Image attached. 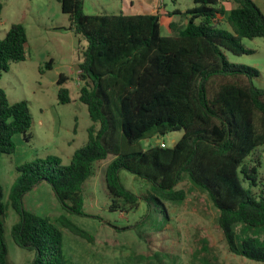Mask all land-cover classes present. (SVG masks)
Masks as SVG:
<instances>
[{
	"label": "trees",
	"instance_id": "16d2710c",
	"mask_svg": "<svg viewBox=\"0 0 264 264\" xmlns=\"http://www.w3.org/2000/svg\"><path fill=\"white\" fill-rule=\"evenodd\" d=\"M56 1L69 18V30L86 42L78 100L93 125L68 164L49 156L16 167L8 203L18 221L11 236L18 247L36 253L30 264L69 263L62 253L61 229L27 211L24 196L46 184L65 213L87 216L83 186L95 165L108 160L104 182L111 211H120V203L126 208L139 204V197L121 184L122 170L147 181L155 196L173 202L184 200V192L174 190L186 177L218 211L217 224L229 252L264 264V238L237 235L239 227L240 233L257 229L264 235V191H251L262 184L258 149L264 146V89L253 83L259 71L233 64L226 55L252 54L245 39L264 41L260 9L252 0H192L194 6L181 14L184 25L170 23V35L164 36L157 14L87 15L82 0ZM26 46L24 27L11 24L0 39V79L10 64L25 61ZM65 80L60 75L58 85ZM57 98L61 104L71 101L64 88L58 89ZM31 124L27 102L10 103L0 87V156L14 153L13 136L30 140ZM173 132L182 136L171 148L158 143L142 149L141 141ZM3 195L0 185V264H8ZM59 221L89 240L65 217Z\"/></svg>",
	"mask_w": 264,
	"mask_h": 264
},
{
	"label": "rangeland",
	"instance_id": "374dc122",
	"mask_svg": "<svg viewBox=\"0 0 264 264\" xmlns=\"http://www.w3.org/2000/svg\"><path fill=\"white\" fill-rule=\"evenodd\" d=\"M82 2L83 12L87 15L150 14L152 8H159L152 5L154 0ZM0 3V39L4 38L11 24H21L27 36L25 61L10 64L9 72L0 79V87L9 102H27L32 117L30 140L26 142L22 135L13 136L14 153L0 156V185L6 206L4 241L8 264H30L36 253L18 247L11 236L18 216L8 203V196L18 177L17 166L49 156L68 164L74 152L85 145L87 129L93 125L87 108L78 100V69L86 42L69 30V18L61 12L56 0H0ZM156 3L163 13L160 24L164 33L168 32L165 23L179 20L176 14L194 6L192 0H156ZM181 24L177 26L181 27ZM223 28L230 31L226 25ZM243 44L253 53L242 56L226 53L228 60L259 71V77L253 83L264 89V41L245 39ZM60 75L66 80L59 86ZM59 88L68 91L69 103L58 101ZM181 136L180 132L169 133L141 141V147L146 150L159 141L171 148ZM258 150L261 153L259 178L262 184L251 188L255 195L264 191V146ZM108 161L96 164L92 177L83 186V213L87 216L65 213L46 184L24 196L23 205L27 211L49 218L61 229L62 253L69 264H259L229 252L217 224L218 211L205 192L186 177L174 190L184 192V200L173 202L155 196L147 181L122 170L119 180L139 197V204L137 207L126 205V208L120 203V211H111L112 197L104 182ZM243 186L249 188L246 183ZM60 217L68 219L73 228L87 233L89 240L63 228ZM237 231L240 238H264L257 229L240 233L239 227Z\"/></svg>",
	"mask_w": 264,
	"mask_h": 264
},
{
	"label": "crops",
	"instance_id": "0c3cea01",
	"mask_svg": "<svg viewBox=\"0 0 264 264\" xmlns=\"http://www.w3.org/2000/svg\"><path fill=\"white\" fill-rule=\"evenodd\" d=\"M152 1V0H151ZM255 4H256V6L260 9V11L263 13V15H264V0H252ZM152 5L153 6H156V7H159L158 9H154V8H152V10H151V12H150V14H157V15H159L160 16V19H161V17H162V15H163V13L160 11V5L158 4V3H156V0H154V2L152 3ZM190 9V8H189ZM227 11H228V9H227ZM181 14L182 13H179V14H176L177 16H179V20H177V21H172V22H170V23H182L181 24V27L184 25V23H185V19L181 16ZM169 15V14H168ZM172 16V15H171ZM170 17V16H169ZM225 18H226V16H224L223 18H222V21H224L225 20ZM170 23H165V25H167V27L169 26V24ZM179 24H178V26H179ZM162 26V25H161ZM164 33V30H163V27H162V29H161V33ZM165 35L164 36H169L170 35V31H169V27H168V32L167 33H164ZM163 35V34H162ZM9 72V71H8ZM7 72V73H8ZM9 101V100H8ZM11 103V102H10Z\"/></svg>",
	"mask_w": 264,
	"mask_h": 264
},
{
	"label": "built area",
	"instance_id": "2783aa9c",
	"mask_svg": "<svg viewBox=\"0 0 264 264\" xmlns=\"http://www.w3.org/2000/svg\"><path fill=\"white\" fill-rule=\"evenodd\" d=\"M159 146H160L161 148H165V147H166V145H165L164 143H160V142H159Z\"/></svg>",
	"mask_w": 264,
	"mask_h": 264
},
{
	"label": "water",
	"instance_id": "95a60500",
	"mask_svg": "<svg viewBox=\"0 0 264 264\" xmlns=\"http://www.w3.org/2000/svg\"><path fill=\"white\" fill-rule=\"evenodd\" d=\"M158 143H159V141H158Z\"/></svg>",
	"mask_w": 264,
	"mask_h": 264
}]
</instances>
